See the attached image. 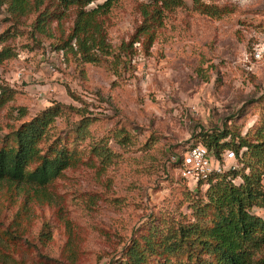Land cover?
<instances>
[{
  "label": "rangeland",
  "instance_id": "1",
  "mask_svg": "<svg viewBox=\"0 0 264 264\" xmlns=\"http://www.w3.org/2000/svg\"><path fill=\"white\" fill-rule=\"evenodd\" d=\"M9 1L0 5V37H9L0 52L12 57L0 63V82L15 96L0 108L1 138L18 127L20 109L32 118L53 103L81 107L72 94L94 120L84 141L70 143L78 163L50 186L0 182V264H110L152 224L192 220L190 188L173 162L203 144L202 134L230 128L245 136L259 121L264 0H200L215 16L185 0L166 13L151 47L137 34L148 0H121L101 18L112 54L99 65L58 48L76 7L39 31V15L57 12L56 0L23 16L10 13ZM79 120L65 111L53 136H71ZM97 144L109 149L106 162L90 153Z\"/></svg>",
  "mask_w": 264,
  "mask_h": 264
},
{
  "label": "trees",
  "instance_id": "2",
  "mask_svg": "<svg viewBox=\"0 0 264 264\" xmlns=\"http://www.w3.org/2000/svg\"><path fill=\"white\" fill-rule=\"evenodd\" d=\"M120 1L56 0L58 11L42 12L36 28L44 31L49 21L60 20L65 10L76 7L78 14L73 31L66 43L58 48L71 51L79 63L99 65L103 58L112 54L101 18ZM193 3L204 14L221 13L200 0H193ZM2 4L4 0L0 1ZM8 4L11 14L23 16L33 9L39 10L43 0H35L34 5L30 0H10ZM93 4L95 7L91 8ZM185 6V0H148L143 5L144 21L137 34L148 36V47H151L166 13ZM137 38L130 46L139 41ZM8 39V36H2L0 43ZM11 57L10 49L4 48L0 52V63ZM14 96L15 91L0 82V108L13 101ZM71 97L79 101L81 107L53 103L32 118L27 117L25 109H20L18 127L3 138L0 136L3 143L0 147V182L45 189L78 163V151L70 147V143L84 141L94 119L89 115L88 102L74 94ZM65 111L75 113L80 118L79 124L71 136L55 137L52 132ZM120 133L117 138L129 139L128 135ZM201 138L203 144L191 147L202 145L217 159H222L226 152H234L238 168L212 176L205 188L203 183L197 189L188 187L192 220L170 221L165 227L152 224L147 235L134 236L121 258L110 264H152V260L156 264H264V111L245 136L226 128L202 134ZM90 150L92 155L105 162L111 155L108 148L103 149L99 144ZM176 159L173 162L175 170L181 164V155ZM235 180H240L239 184H234Z\"/></svg>",
  "mask_w": 264,
  "mask_h": 264
},
{
  "label": "built area",
  "instance_id": "3",
  "mask_svg": "<svg viewBox=\"0 0 264 264\" xmlns=\"http://www.w3.org/2000/svg\"><path fill=\"white\" fill-rule=\"evenodd\" d=\"M181 158V164L176 172L193 189H197L201 183L205 188L212 176L222 175L226 171L238 168L234 152H226L222 159H217L213 152L202 145L189 147ZM176 160L175 158L174 161ZM233 182L239 184L240 180Z\"/></svg>",
  "mask_w": 264,
  "mask_h": 264
}]
</instances>
